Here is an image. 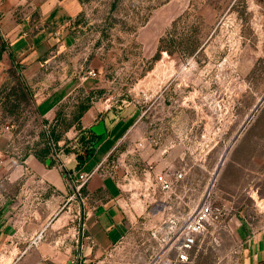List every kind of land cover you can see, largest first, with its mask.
Returning <instances> with one entry per match:
<instances>
[{"label": "rangeland", "instance_id": "1", "mask_svg": "<svg viewBox=\"0 0 264 264\" xmlns=\"http://www.w3.org/2000/svg\"><path fill=\"white\" fill-rule=\"evenodd\" d=\"M11 1L0 0V19L12 4L33 19L44 0ZM77 1L68 42L32 70L0 72L1 215L14 203V219L34 224L17 234L73 264H238L245 234L264 229V0ZM51 97L61 102L48 119L40 105ZM100 120L128 124L100 172L118 186L129 227L103 251L86 217L106 191L90 194L62 151L66 138L85 154V129ZM52 129L64 138L54 142ZM45 149L61 197L21 166ZM206 201L210 221L180 262L181 225Z\"/></svg>", "mask_w": 264, "mask_h": 264}, {"label": "crops", "instance_id": "2", "mask_svg": "<svg viewBox=\"0 0 264 264\" xmlns=\"http://www.w3.org/2000/svg\"><path fill=\"white\" fill-rule=\"evenodd\" d=\"M13 7V4L7 6L0 19V30L5 42V46H1L3 50H0V72L12 66L14 61L26 65V69L30 70L56 41L62 39L68 42L71 39L68 27L80 5L77 0H44L39 6L38 16L33 19L30 16L19 18L14 14ZM60 102L61 99L57 100L55 97L44 99L40 105L41 112L48 119L54 118ZM104 122L106 138L96 147L91 158L79 168L80 173L88 175L86 185L90 194L102 189L106 191L105 199L98 201L86 217L88 231L102 251L124 238L129 227L128 215L119 200L118 186L114 180L100 172L102 164L128 129V124ZM91 131L97 142L101 135L92 129ZM70 160H76L75 153H70ZM21 166L39 172L42 178L56 187L58 196H62L64 180L56 169L44 165L36 156L29 155ZM11 207L13 215L10 217H7L6 212L3 215L0 213V264H73L68 251L64 252L48 242H35L29 235L19 236V229H33L34 224L15 220L14 203ZM238 264H264V229L254 234H245Z\"/></svg>", "mask_w": 264, "mask_h": 264}, {"label": "built area", "instance_id": "3", "mask_svg": "<svg viewBox=\"0 0 264 264\" xmlns=\"http://www.w3.org/2000/svg\"><path fill=\"white\" fill-rule=\"evenodd\" d=\"M18 61L13 62V66L17 68ZM55 145V143L53 142ZM57 156L59 154L54 152ZM213 203L206 201L196 209L193 214L184 219L181 225V233L179 243L177 245L176 258L180 262H188L191 253L194 251L196 238L210 221Z\"/></svg>", "mask_w": 264, "mask_h": 264}, {"label": "trees", "instance_id": "4", "mask_svg": "<svg viewBox=\"0 0 264 264\" xmlns=\"http://www.w3.org/2000/svg\"><path fill=\"white\" fill-rule=\"evenodd\" d=\"M0 50H3V48H0ZM23 88H24V86H23ZM28 88V87H27ZM27 88H26V90H27ZM88 109V106L87 105H83V107L81 108V111H80V114H83L86 110ZM59 115H60V113L59 112H57V117H56V119L58 120V117H59ZM46 122H48L47 120H45ZM85 131L87 132V131H90V134H91V136L88 138V140H87V145H86V147H85V154H82L79 150H77V149H73L70 145H69V139H66V138H64L63 137V134L62 133H58V132H56V130L55 129H52L51 130V133H50V138H53V141L54 142H57V141H59V140H61V139H65V146L63 147V152L64 153H66V154H70V153H75L76 154V160H77V165H76V168H81L87 161H88V159H89V157L90 156H92L93 155V150H94V148H95V143H96V139H95V134L94 133H92V131H91V129H85ZM78 137V136H77ZM85 137V139H86V136H84ZM83 137V138H84ZM78 138H80V137H78ZM84 139V141H86ZM57 149H59V147L57 148ZM61 150V149H60ZM49 152V149H45V151H43V153H41V154H39V153H37V154H35L36 155V157L39 159V160H41V161H44L43 159H42V156L43 155H47V153ZM44 163L48 166V167H51L52 165H53V162L52 161H50V163H46V161H44Z\"/></svg>", "mask_w": 264, "mask_h": 264}, {"label": "water", "instance_id": "5", "mask_svg": "<svg viewBox=\"0 0 264 264\" xmlns=\"http://www.w3.org/2000/svg\"><path fill=\"white\" fill-rule=\"evenodd\" d=\"M106 125H105V122H104V120H101V121H99L98 122V124H95V125H92L91 126V129L95 132V133H97V134H99V135H101V137H100V139L95 143V148H94V150H93V153L95 152V150H96V147L97 146H99L101 143H102V141L106 138V133H105V129H106V127H105ZM91 158V156L89 157V159ZM50 158H47L46 159V163L48 164V163H50ZM79 170V169H78Z\"/></svg>", "mask_w": 264, "mask_h": 264}]
</instances>
